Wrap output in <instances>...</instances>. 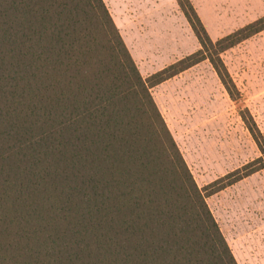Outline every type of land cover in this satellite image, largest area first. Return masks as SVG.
<instances>
[{
    "label": "trees",
    "instance_id": "1",
    "mask_svg": "<svg viewBox=\"0 0 264 264\" xmlns=\"http://www.w3.org/2000/svg\"><path fill=\"white\" fill-rule=\"evenodd\" d=\"M199 48L141 75L104 0H0V264H238L206 197L262 156L199 187L151 88L221 53L264 15L212 40L176 0Z\"/></svg>",
    "mask_w": 264,
    "mask_h": 264
},
{
    "label": "rangeland",
    "instance_id": "2",
    "mask_svg": "<svg viewBox=\"0 0 264 264\" xmlns=\"http://www.w3.org/2000/svg\"><path fill=\"white\" fill-rule=\"evenodd\" d=\"M104 1L118 28L132 18L143 19V35L148 44L154 42L138 60L143 76L199 48L176 0H138L139 5L129 8L126 0ZM190 1L212 40L264 15V0ZM159 7L153 24L145 22L151 8ZM221 58L239 92L237 99L229 97L207 60L151 88L199 187L262 156L240 112L249 111L264 138V29L222 52ZM206 202L236 262L264 264V168L207 196Z\"/></svg>",
    "mask_w": 264,
    "mask_h": 264
},
{
    "label": "crops",
    "instance_id": "3",
    "mask_svg": "<svg viewBox=\"0 0 264 264\" xmlns=\"http://www.w3.org/2000/svg\"><path fill=\"white\" fill-rule=\"evenodd\" d=\"M136 3H133L132 0H126L124 7L129 8L130 5H133L134 7L139 5L138 0H135ZM105 2V1H104ZM177 3V2H176ZM108 7V6H107ZM160 8H151V11H149L150 14V19L145 18V22H148L147 20H149L151 22V24H153V14L155 13L154 11H159ZM109 9V8H108ZM153 11V12H152ZM110 12V11H109ZM111 14V13H110ZM183 14V13H182ZM112 16V15H111ZM184 16V15H183ZM113 18V17H112ZM185 18V17H184ZM114 20V19H113ZM143 19L138 18H132L130 20V22H126L124 25L121 24V28L119 29V32L123 38V41L125 43V45L127 46L133 60L135 61L137 67H138V60L140 59V56L142 55L143 51L148 52L144 47L147 45H150L152 47V44H154V42L151 41L150 44L147 43V40L150 41L149 37L145 35H143V31L144 33L147 31V28H145V26L142 24ZM187 21V20H186ZM115 24L118 25V22L115 20L114 21ZM116 25V26H117ZM118 27V26H117ZM120 27V25H119ZM153 30V28L151 29ZM147 33V32H146ZM144 43V45H143ZM153 50L151 49V52ZM172 63V62H171ZM170 64V63H169ZM168 65V64H167ZM166 66V65H165ZM164 67V66H163ZM162 68V67H161ZM159 68V69H161ZM158 69V70H159ZM157 71V70H156ZM154 72V71H153ZM151 72V73H153ZM141 73V72H140ZM149 73V74H151ZM147 74V75H149ZM142 75V74H141ZM145 75V76H147Z\"/></svg>",
    "mask_w": 264,
    "mask_h": 264
}]
</instances>
